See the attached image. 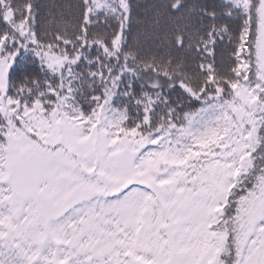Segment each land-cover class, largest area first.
<instances>
[{
  "label": "snow or ice",
  "instance_id": "1",
  "mask_svg": "<svg viewBox=\"0 0 264 264\" xmlns=\"http://www.w3.org/2000/svg\"><path fill=\"white\" fill-rule=\"evenodd\" d=\"M0 264H264V0H0Z\"/></svg>",
  "mask_w": 264,
  "mask_h": 264
}]
</instances>
